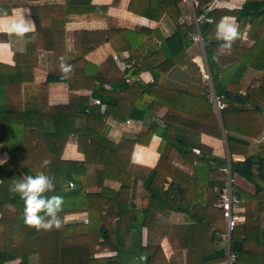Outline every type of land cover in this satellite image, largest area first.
Returning a JSON list of instances; mask_svg holds the SVG:
<instances>
[{"label": "trees", "instance_id": "1", "mask_svg": "<svg viewBox=\"0 0 264 264\" xmlns=\"http://www.w3.org/2000/svg\"><path fill=\"white\" fill-rule=\"evenodd\" d=\"M201 13L204 14L209 4L215 0H195ZM223 1V0H219ZM182 0H131L129 11L136 15L160 22L164 16L173 25V33L166 38L154 31L132 33L125 31V39L136 42V49H131L129 61L135 62L124 72L115 64L89 65V72L82 86L89 89L90 96H69V103L62 107H49L42 98L51 82H66L70 90L80 87L79 80L57 81L48 78L39 86L38 103L28 111L17 109L8 95L13 90L7 83L0 82V146L9 159L0 165V264L20 261L19 264H30L31 258L37 256L38 264H121V257L97 258L100 252L108 247L115 249L112 239L113 226L110 223L118 215L122 219L128 215V191L133 190L135 197L139 181L144 182L145 189L157 198L155 189L164 185L168 176L173 182L176 177L157 166L148 171L147 178L134 175L129 170V157L135 145L149 146L152 138L158 135L162 141L158 149L160 154L180 153L182 157H191L200 167L209 171L208 161H214L218 169L226 160L210 156L205 146L200 145V154H195L178 137V130L212 138H224L231 155L239 152L240 135L257 139L264 132V2L248 0L239 20V34L250 25L248 36L254 40L252 48L239 47L238 37L233 41L230 50L221 51V41L216 39V32L209 27L208 19L224 17L222 13H208L195 23L179 24L182 13ZM91 3V2H90ZM117 3H114L116 5ZM141 8H148L147 10ZM92 9V8H90ZM107 9H102L105 13ZM101 12V11H99ZM202 37L213 89L219 100L225 105L221 110L222 123L213 112L214 104L210 103V87L207 85H190L185 90L168 89L165 80L168 74L176 69H186L191 74L200 72L192 62L188 49L196 43L194 36ZM147 35V39L144 37ZM160 41L161 43H156ZM215 57V59H214ZM73 60L71 65H74ZM1 67V66H0ZM75 67V66H74ZM253 69L263 73L260 80H254L242 94V82L247 72ZM150 72L151 83L141 80L142 72ZM109 86L110 89H106ZM91 101H98L105 106L102 115H90L88 108ZM13 104H12V103ZM166 108L168 112L160 120L152 122L147 131L140 133L133 140H120L114 143L107 136L105 121L112 118L118 122L130 120L142 121L147 115L157 118L159 112ZM55 137V152L48 147L46 138ZM71 138H75L79 152L85 155L84 163L68 162L63 170L62 152ZM167 152H166V151ZM167 153V154H168ZM245 156H248L247 151ZM201 157V159H200ZM249 158V159H248ZM43 159H49L54 189L46 195L57 194L64 197L59 227L50 230H36L25 225L22 218L23 201L16 193L11 192L13 179L22 175H34L42 171ZM257 159V162L254 160ZM203 167V168H204ZM218 169L213 174L218 178ZM215 171L217 173H215ZM232 172L252 183L257 190L255 197L234 192L246 210L245 225L239 224L231 233L230 249L220 251L219 259L224 260L227 252L235 255L233 264H264V256L250 250V233L255 222L264 214V145H260L255 156L247 157L243 162H232ZM106 180L120 184L118 192L104 186ZM186 181V182H185ZM179 186L186 190L202 189L208 186L196 177L195 181L187 179ZM73 183L74 188L68 184ZM173 185H178L174 183ZM226 186V185H225ZM216 189L217 199L212 201L213 187L206 188L204 198L192 203L186 200V208L197 229L202 225L222 239L227 233L225 217L222 210L216 207L218 193L225 187ZM91 189H101L100 193H88ZM126 202V205H124ZM191 205V208L188 206ZM214 206L216 208H214ZM125 210L122 211V209ZM127 209V210H126ZM150 209L135 215L139 220L146 219ZM133 211V210H132ZM88 213V223L66 225L65 217L73 214ZM122 222V221H121ZM118 224V225H117ZM116 223V235L127 233V227ZM140 230V227L138 228ZM255 233V231H252ZM219 238V239H220ZM117 240V238H116ZM120 240V239H119ZM224 241V240H223ZM120 246L124 247L121 240ZM118 256V255H117ZM156 257L148 258L145 264L155 263Z\"/></svg>", "mask_w": 264, "mask_h": 264}, {"label": "crops", "instance_id": "2", "mask_svg": "<svg viewBox=\"0 0 264 264\" xmlns=\"http://www.w3.org/2000/svg\"><path fill=\"white\" fill-rule=\"evenodd\" d=\"M247 1L215 0L209 4L205 13L198 17V13L202 11L198 8L199 4L195 0H182L179 6L182 15L178 22L179 24L195 23L196 18L202 19L208 13L213 12L222 13L224 17L234 18L239 26L241 10ZM258 1L264 2V0ZM130 2L131 0H0V10L7 12L10 16H16L23 12L25 19H30L33 22L32 30L23 38L0 26V82H5L13 88L8 95L14 104L11 103L21 111L35 108L40 93L39 86L45 84L49 77L57 81L79 80L81 85L76 90H70L66 82L49 83L47 92L42 95L49 107L68 105L70 95L90 96L92 92L89 89H83L82 86L89 72L90 64L110 65L113 63L121 72L135 64V62L129 61V57L132 54L131 49H136V42L125 39L127 31L132 33L143 31L145 35L146 31L155 30L161 39L169 37L173 33V25L167 16H164L160 22L149 20L131 13L129 11ZM114 3L117 4L114 5ZM102 9L107 10L103 13ZM141 9L147 10L148 8ZM219 20L221 18L208 19L210 29L215 31ZM0 25H2V21H0ZM249 29L250 25L239 34V47L252 48L254 46V40L248 36ZM146 39L147 35L144 37V40ZM156 43L160 44L161 42L156 41ZM202 45L203 47L200 43H194L188 49L192 62L199 67L200 72L195 75L186 69L172 71L165 80L168 89L185 90L194 84L208 85L211 89L213 88L204 43ZM61 56L69 65L73 60L76 63L71 65V70L67 74L62 73L59 69L58 57ZM262 77V72L250 69L242 82L241 93L244 94L254 80H260ZM140 78L145 83L153 81V76L148 71L142 72ZM106 89H110V87L106 86ZM104 111L105 106H102L100 102L91 101L88 108L90 115H102ZM167 112L168 110L164 108L159 112L157 118L147 115L142 121L130 120L126 123L109 118L105 121L108 128L107 136L114 143L120 140H133L140 133L146 132L154 121L163 126L160 119ZM213 112L222 123L221 112H218L215 106ZM177 135L186 142L193 153L200 154L199 146L203 145L210 150L205 153L208 158L216 157L226 160V163L218 169L214 161H208L209 171H207L204 166V168H199L192 156L182 157L180 153L169 154L166 150L168 154H160L158 149L162 139L158 135L152 138L149 146L135 145L128 164L132 174L143 175L146 179L148 171L159 166L167 172L170 171L177 179L173 182L171 176H168L164 185L155 189L157 194L155 200L152 199L151 193L145 189L142 180L138 183L135 197H132L133 190L128 191V204L126 205L124 202L129 211L128 215L121 219L117 207L116 218L110 222L113 226L112 239L115 241L113 245L116 248L108 247L97 255L98 259L121 257V264H145L148 258L155 256V263L160 264H228L227 252L224 260L219 259L218 253L225 250L226 247L228 248V245L223 236L222 239L219 235L215 236L216 229L208 231L201 225L197 229V240L199 238V241L196 242V225L190 222L192 219L187 211L185 201L191 200L192 203H196L201 200L204 198V193L206 194L207 187H213L212 201H215L217 199L216 189L221 188L222 184L227 185L230 181H232L235 191L239 189L250 197H255L256 187L232 172V162H243L247 157L255 156L259 152L260 145H264V132L257 139L234 134L233 136L239 139L240 145H247V150L244 146L237 147L240 151L235 155L230 154L225 134L224 138L216 139L204 134L198 136L180 129ZM46 141L48 147L55 152V137L49 136ZM246 151L248 156H245ZM8 159V154L4 153L0 146V160L7 162ZM61 161L65 163L63 170H66L68 162L84 163L85 155L79 152L75 138L70 137L68 140L62 152ZM254 161L257 162V159ZM215 169L219 170L218 173L215 171L218 178L212 172ZM42 171L51 175L49 166ZM196 177L202 179L205 184L208 183L204 190L193 189L190 191L189 187V192L186 193V190L179 186L182 181L187 179L195 181ZM174 183L178 185H173ZM104 186L116 192L120 189L119 183L110 180H106ZM100 192L101 189L88 190V193ZM188 206L191 208L190 204ZM214 208L216 207L214 206ZM144 209H150L148 212L150 215L146 219L141 215L138 220L135 215L142 213ZM239 212L243 216L241 226H244L246 210L242 202ZM85 216L89 217L87 212L68 215L65 217L64 223L72 224L70 221H73L75 217ZM119 221L122 223L120 226L127 227L126 234L119 232L116 235V223ZM224 225L226 226V224ZM250 233L253 234L249 243L250 250L255 255H260L261 258L264 256V214L260 216V221L255 222ZM121 240L124 247L120 246ZM258 262L256 261L255 264H259ZM19 263L20 261H15L7 264ZM30 264H38L37 256L31 258Z\"/></svg>", "mask_w": 264, "mask_h": 264}, {"label": "clouds", "instance_id": "3", "mask_svg": "<svg viewBox=\"0 0 264 264\" xmlns=\"http://www.w3.org/2000/svg\"><path fill=\"white\" fill-rule=\"evenodd\" d=\"M0 21L5 30L14 33L18 37H25L33 28V22L25 19V13L10 16L7 12L0 10ZM216 39L221 41L218 45L221 51L230 50L233 41L239 36L238 25L234 18L223 17L216 24ZM215 59V57H214ZM59 69L67 74L71 65L65 63L63 56L58 57ZM5 161L0 160V165ZM51 164L49 159L41 161L42 168ZM55 185L52 178L45 171L34 175H22L19 179H13L10 191L16 193L23 201L22 218L25 225L36 230H50L59 227L61 218L58 213L62 209L64 197L57 194L46 195L53 191Z\"/></svg>", "mask_w": 264, "mask_h": 264}, {"label": "built area", "instance_id": "4", "mask_svg": "<svg viewBox=\"0 0 264 264\" xmlns=\"http://www.w3.org/2000/svg\"><path fill=\"white\" fill-rule=\"evenodd\" d=\"M186 1V0H185ZM199 21V19H198ZM195 42H203L202 37L198 33L194 36ZM210 101L213 103L217 109V111H221L225 108V105L219 100V98L216 96L213 88L210 89ZM69 188H74L73 183L68 184ZM239 204V198L234 192V189L232 187V181H230L219 193H218V201L216 204V207L223 211L225 221H226V229L227 233L225 236V240L227 241L228 249H230V239H231V233L234 230L235 227H237L239 224L243 221V216L240 214V209L238 208ZM88 217H82L78 218L75 217L73 219L72 223L81 222L84 224L88 223ZM235 255L231 254L229 252V259L228 264H233L235 261Z\"/></svg>", "mask_w": 264, "mask_h": 264}, {"label": "rangeland", "instance_id": "5", "mask_svg": "<svg viewBox=\"0 0 264 264\" xmlns=\"http://www.w3.org/2000/svg\"><path fill=\"white\" fill-rule=\"evenodd\" d=\"M199 9H200V8H199ZM198 19H200V18H196L195 21H194L195 24H196L197 26H198V24H199ZM196 43H200V45L203 47V45H202L203 43H202V42H196ZM201 43H202V44H201ZM205 55H206V54H205ZM204 57H205V56H204ZM205 58H206V57H205ZM202 65H203V64H202ZM204 67H205V65H204ZM206 86H207V85H206ZM210 89H211V88H210ZM209 94H210V93H209ZM218 112H220V111H218ZM85 217H86V216H85ZM70 222H73V221H70Z\"/></svg>", "mask_w": 264, "mask_h": 264}]
</instances>
